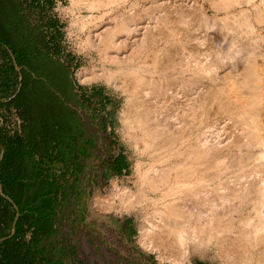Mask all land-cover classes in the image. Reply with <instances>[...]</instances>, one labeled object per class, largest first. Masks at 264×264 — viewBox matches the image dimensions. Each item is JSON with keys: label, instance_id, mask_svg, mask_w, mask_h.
<instances>
[{"label": "rangeland", "instance_id": "rangeland-1", "mask_svg": "<svg viewBox=\"0 0 264 264\" xmlns=\"http://www.w3.org/2000/svg\"><path fill=\"white\" fill-rule=\"evenodd\" d=\"M33 1L25 0L23 8L29 30L46 35V46L40 47L48 49L57 61L66 65L75 94L79 98L85 96L89 103V109L84 112L85 133L86 137L92 135L94 149H91V140L85 142V147H89L85 171L78 173L76 179L68 177L66 190L70 196L62 201L56 221V239L70 252L68 264H103L107 259L103 255H109L100 236L105 232L104 227L97 223L92 224L93 230L85 227L84 207L90 193H96L95 210L114 217L118 227L128 223L132 239L141 251L158 264H173V259L179 260L183 254V245L173 234L161 233L152 223V215L168 214L172 200H190L191 206L195 203L192 208H203L202 204L211 195L221 194L217 188L222 185L230 186L227 195L236 203L235 208L214 221L211 236H197L196 240L187 241L186 248L194 253L191 252L184 264H244L248 260L250 264H264V235L252 233L264 217V182L252 185L255 190L248 194L244 191L248 178L240 175L245 165L238 163L237 150L231 144L225 148L221 171L215 168L199 171L207 164L200 163L196 166L199 174L188 181L194 185L177 194L168 193V186L161 191L150 189L145 177L151 167L168 168L184 161L199 140H202L199 144L210 142L222 132L226 136L231 133L232 146L243 137L252 141V121L241 116L243 112L256 116L264 143V0H50V5L46 0ZM130 9L135 24L148 26L142 43L110 48L107 44L98 46L89 41L91 32L97 30L98 36L103 35L102 26L115 25L119 16H125ZM183 20L185 25L180 23ZM205 32L217 40L214 43L203 40L199 34ZM98 41L96 38L95 44ZM107 51L123 53L126 64L122 69L104 58ZM223 57L233 58L238 70L223 69V62H229ZM255 59L259 92L252 84L251 64ZM173 62L175 67L170 66ZM211 64L215 66L214 73L201 74L200 70ZM141 65L145 71L138 75L135 72ZM104 68L114 76L109 86L104 81L87 82L80 78L85 71ZM144 117L159 136H144L137 126V121ZM16 121L14 115L13 122ZM223 134L221 137H225ZM164 138L165 149L161 146ZM248 151L258 154L256 149L244 148L241 152ZM117 156L126 165L121 173L107 167ZM187 163L191 165L189 160ZM263 164L264 161L252 160L246 168L255 170L264 179ZM203 174L208 175L205 180H197ZM114 185L127 189L130 195L127 202L120 205L105 202L115 197ZM208 191L212 194L207 195ZM190 213L194 215L193 211ZM93 233L97 235L95 239L91 238ZM144 239L152 242V249H145L141 242Z\"/></svg>", "mask_w": 264, "mask_h": 264}, {"label": "trees", "instance_id": "trees-1", "mask_svg": "<svg viewBox=\"0 0 264 264\" xmlns=\"http://www.w3.org/2000/svg\"><path fill=\"white\" fill-rule=\"evenodd\" d=\"M22 12L19 0H0V239L15 222L14 234L0 243V264H68L56 221L70 196L68 177L78 175L70 173L78 117L59 104L47 87L52 81L34 65L46 35L30 31Z\"/></svg>", "mask_w": 264, "mask_h": 264}, {"label": "bare ground", "instance_id": "bare-ground-1", "mask_svg": "<svg viewBox=\"0 0 264 264\" xmlns=\"http://www.w3.org/2000/svg\"><path fill=\"white\" fill-rule=\"evenodd\" d=\"M190 6L192 7L193 5L190 4ZM130 16H132V9H130L126 13L125 16H122V15L119 16L118 21H117V23L115 25L113 24V26H111V27L102 26L101 27L102 28L101 30L104 32L103 35L100 34V36H98L97 30L91 32L90 33L91 34V40H89V41H91L92 44L98 45V46H100V44H103V45L107 44L108 46H110V48H112V47L113 48H117V47L122 46L124 44H126V46H127V44H133V43H136V42H139L140 43L141 40L143 39L142 37L147 32L148 26L147 25H143V26L140 25L139 26V25H137L138 23L135 24L134 23L135 20L133 21V19ZM89 20H90V18H89ZM185 21L184 20L183 21H180V23L181 24H184ZM155 28H156V25L154 24L152 26V29L154 30ZM151 30L149 32H151ZM210 31H208V32H210ZM213 34H215V32ZM119 36L121 38L123 37V39H122L123 42L122 41L119 42L120 39H121V38L118 39ZM199 36L200 37L202 36V39L203 40H205V41H211L212 43H214L217 40L216 36H214V35L211 36L209 33H206V32L203 35H200L199 34ZM224 36H225V34H224ZM226 37H229V36H226ZM96 38H99V41H98L99 43L98 44H95ZM138 38H140V40ZM219 38H221V36ZM89 39H90V37H89ZM198 39H200V38H198ZM220 41H222V40H220ZM224 42H225V40H223V43ZM219 47L221 48V51H222V45L221 44L219 45ZM120 54L121 55H119L117 52L107 51L105 53V55H104V58L110 64L117 65L118 67H121V69H122L123 65L126 64V61H124V59H123L125 57V56H123V53L121 52ZM192 56H193V54H192ZM223 59H228V61H229V62L227 61L228 64L223 62V64H225L223 69L226 70V69L231 68V70H238L237 69V66L232 62L233 61V58H230V57L229 58L228 57L225 58V57H223ZM180 62H182V61L180 60ZM174 63H176V62L171 63L170 66L175 67ZM243 63H244V61H243ZM255 63H256V59L253 61V64H251L252 84L255 86L256 91L259 92L258 86H257L258 77L256 76V73H255ZM218 66H220V65H218ZM192 67H194V66L192 65ZM214 67H215L214 64H211L208 67L201 69L200 70L201 71V74L208 73V72L209 73L210 72L214 73V70H215ZM177 68H178V66H177ZM123 69H125V68H123ZM153 69H154V67H153ZM144 71H145V66L144 65H141L140 68H139V70L136 71L135 73L136 74L139 73V74L142 75V72H144ZM120 72L122 73V72H125V71H120ZM135 73H133V75ZM217 73L219 74L218 71H217ZM234 73H236V72H234ZM200 76L201 75H198V77H200ZM259 77H261V76H259ZM80 78L82 79V81H87V82L104 81L106 84H108V86H109V84H111L114 81V76L111 75L110 73H108V71L105 68L104 69H101V70H98V71H93V72H90V73H87L85 71V72L82 73V75H81ZM215 78L217 79V77H215ZM115 84H118V83L115 82ZM122 85H124V83H122ZM151 85H152V83H151ZM127 92H128V90H127ZM258 97L259 96L256 94L255 95V98L258 99ZM254 100L255 99H253V101ZM241 116H244V117H246V118H248L249 120L252 121V125H253L252 126V129H253L252 130V135H253L252 136V141H248V139L246 137H243L242 140L235 142V144L232 146V141L230 140L231 139V136H230L231 133L228 136H226L224 132H222L221 135L224 133L223 135H225V137H221V135H217L219 133H216L215 135H217V136L216 137L214 136L213 137V140L210 141V142L207 141V143L204 142V143L199 144L200 141L202 142V140H199V143L196 145L197 148L196 147L191 148L187 152L186 159L184 161L179 162V163H174V164L170 165L168 168H166V167L161 168V169H157V168H154V167L149 168L146 171V174H145L148 187H150V189L155 190V191H161L165 187L168 186L169 187L168 193H170V194H177V192H179L181 190H185L188 187H191V185H194V183H192V182L190 183L188 181L192 180L195 176H197V173H198L197 168H198V165L200 163L206 162L207 164H205L204 168L203 169H200L199 171H204L205 169H210V168L211 169H214L215 168V171H221V168H223V167H220V166H221V164L224 165L223 163H225L224 162V158H225V155L224 154H225V151H226L225 148H226L227 145H230L231 144L230 147L232 149L237 150L236 153H237V161H238V163L245 165L244 171H242V175H240L241 178H243V177L244 178H248L247 179L248 181H245L247 185L246 184L244 185V188H245L244 191L247 192V194H248V193L252 192L253 190H255V189L252 188V185H254V186L257 185V184L259 185V183L264 182V179L263 178L261 179L260 175H258L256 172H254L255 170L254 171L248 170L249 167L246 168V166L252 160L253 161H258V162H260V160L262 162L264 161V143L262 142V139L260 138V135H259V128L257 126L256 116H249L248 115V112H243L241 114ZM145 119L147 121V118H145V117L142 120H140V122L137 121V123H138L137 126L143 132L144 136H146L148 138L153 137V135L159 136V134H158L159 132L156 131V129H154L155 127L154 128H151L147 124V122L145 121ZM152 119H154V118H152ZM173 119L175 121V118H173ZM155 120H156V118H155ZM242 121H243V119H242ZM171 122H172V120H171ZM164 123H163V125H164ZM166 125L169 126V123L166 124ZM170 126H169V128H170ZM163 127H165L164 129H166V126H163ZM167 131H170V129H168ZM159 138H161V136ZM167 140H169V137L167 138ZM167 140L165 138H164V141H163V139H161V141L163 142L161 144V146L164 147L163 149H165V145L164 144L167 142ZM168 148H170V147L168 146ZM244 148H246L248 150H251V149L254 150V149H256V151L258 152V154H253L250 151H248V152H241L242 149H244ZM188 160L191 162V165H189L187 163ZM196 166H197V168H196ZM147 175L150 176V177H147ZM207 176L206 175L204 176V174H203V175H201L200 178H197V180L204 181ZM171 183H173V184H171ZM236 185H237V183H236ZM114 186H115V190H114L115 197L113 198L111 196L105 202H108L109 201V202H112V203H115V204H119V205L127 202L128 201V198L130 196L129 195V192L126 191L127 189L125 190L124 188H116V185H114ZM229 189H230V186H227V185H225V186H223V185L222 186H219L217 188V192L219 191V193H221V194L220 195L219 194L218 195H213V196L211 195L212 193L210 194L209 191H208V193H206V194L207 195L210 194L211 195L210 196L211 199H209L207 201V203L202 204V205H205L203 208L202 207H200V208L197 207V210L194 207L192 208L193 204H195V203H193L192 206H191L190 200H184V201H181L180 200L181 202H179L178 200H172L171 204L168 206V214H162V213H157L156 212V213H154L152 215V218H151L152 219V223L159 230H161V233L166 234V236H168L169 234H173L176 237L175 240L181 242L182 245H183V247H182L183 248V254L179 258V260L178 259H173V261H172L173 264H184L191 257V255H192L191 252H193V251L189 252L188 249L186 248V246H187L186 243H187L188 240H191V241L194 240V239L196 240V237L197 236L198 237L199 236H203V235L204 236H207V235H210L211 236V233L213 232V228H214V225H215L214 224V221L217 222V220L218 219H221L222 217H224L226 215V213H229L230 211H233L234 210V208H235L234 204H236V203H234V201H233L232 198L228 197L227 193H228ZM200 194H202V193H200ZM263 194H264V190H263ZM203 197H204V195H203ZM129 203H130V201H129ZM191 211H193L194 215H192V213H190ZM187 214H188V216H187ZM189 214H191V215H189ZM262 215H263V213H262ZM239 218H240V216H239ZM239 221H240V219H239ZM169 230H170V232H169ZM252 233H253L254 236L255 235H259L260 233H263V235H264V217L261 218V222H260V225H259L258 229H256V231L255 230L254 231L252 230ZM141 242H142V245L145 247V249H152L153 244H152V242L150 240L144 239ZM248 263L250 264V260H248L244 264H248Z\"/></svg>", "mask_w": 264, "mask_h": 264}, {"label": "flooded vegetation", "instance_id": "flooded-vegetation-1", "mask_svg": "<svg viewBox=\"0 0 264 264\" xmlns=\"http://www.w3.org/2000/svg\"><path fill=\"white\" fill-rule=\"evenodd\" d=\"M21 2L22 8H25L24 2L25 0H19ZM33 0H30L32 3ZM25 16V11L23 9V12L21 13ZM46 46L45 44L43 45ZM40 52L44 54V56L35 54V62L34 65L37 68H40L39 70L44 73L54 85L50 87L46 80L44 78H38V80L43 81L45 84H47V87L59 98L60 103L65 108L69 109L71 113H75L77 115V125L78 128L76 129V141L74 143L75 152L73 154L74 161L72 162L70 173L72 172H84L85 171V158L88 156V148L85 147V142L88 140L92 141V150L94 149V143L92 139V135L90 137H86L85 133V109L88 110V101L85 100V96H82L83 98L77 97V95L74 92L73 87V78L70 74L68 68H66V65L64 63H61L57 61L52 55L53 53L49 52L48 49H42L40 45L37 46ZM34 79H37L32 74ZM79 98V99H78ZM78 108V110L76 109ZM83 113V115L80 113ZM77 149H80V153L77 151ZM83 159V160H82ZM122 162V157L117 156L115 159L112 160L109 170L117 172V168ZM79 175V174H78ZM79 191H83V189H79ZM85 194L86 188H85ZM92 194L88 195L87 198H89ZM88 201V200H87ZM87 201L85 203V227L89 228L90 230H93L92 224L95 223V220L88 221L89 213L87 212ZM82 208V207H81ZM81 211V209H79ZM112 225H115L116 230L113 231L109 227H106L103 224H98L99 226L104 227L105 232H101L100 236L105 243L106 248V254H109L108 257L106 255H103V257H106L107 259H104L103 264H147L148 262L152 263L153 259L148 254H145L143 251H141L135 244L134 240L132 239L130 228L128 223H123L122 226L119 225V227L115 224V220L111 219ZM96 233H93L91 238H96ZM108 242H106V241ZM139 244V243H138ZM140 246V245H139ZM141 247V246H140ZM137 255V256H136ZM141 258V259H139Z\"/></svg>", "mask_w": 264, "mask_h": 264}, {"label": "water", "instance_id": "water-1", "mask_svg": "<svg viewBox=\"0 0 264 264\" xmlns=\"http://www.w3.org/2000/svg\"><path fill=\"white\" fill-rule=\"evenodd\" d=\"M10 56H11V58L13 60V64L15 66V69L19 72L20 71V68L19 67H16V63H15L14 57H13V55L11 53H10ZM95 196H96V193L95 192L92 193V195L89 197V199L87 201L86 208H87V212L89 213L88 221L95 220L97 224H103L106 227H109L111 230L115 231L116 230V227H115V225H112V223H111V219H115V218L114 217H111V216H109L107 214L100 213L97 210H95V208L93 206V198ZM14 225H15V222L13 223L12 232H11V234L7 238H11V236L14 234ZM7 238L0 239V243L4 239H7ZM139 259H141V258H139ZM147 264H158V263H156L155 261H152V263L151 262L150 263L148 262Z\"/></svg>", "mask_w": 264, "mask_h": 264}, {"label": "crops", "instance_id": "crops-1", "mask_svg": "<svg viewBox=\"0 0 264 264\" xmlns=\"http://www.w3.org/2000/svg\"><path fill=\"white\" fill-rule=\"evenodd\" d=\"M20 70H21V68H20Z\"/></svg>", "mask_w": 264, "mask_h": 264}]
</instances>
